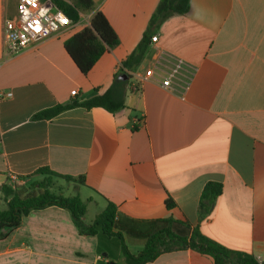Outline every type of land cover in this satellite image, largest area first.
Returning <instances> with one entry per match:
<instances>
[{
	"label": "crops",
	"instance_id": "crops-1",
	"mask_svg": "<svg viewBox=\"0 0 264 264\" xmlns=\"http://www.w3.org/2000/svg\"><path fill=\"white\" fill-rule=\"evenodd\" d=\"M93 1L70 28L20 52H8L1 34L0 187L26 183L44 167L84 176L85 184L72 181L70 196L87 202L86 223L113 202L120 219L187 221L224 246L264 260V0H190L187 13L160 26L151 20L161 0ZM97 11L120 43L84 74L65 42L90 26ZM150 29L158 42L151 40L142 62L125 69V108L73 107L34 118L104 93ZM160 48L195 68L189 87L167 89L155 78L133 90ZM212 181L224 192L200 220L201 194ZM168 198L175 207L167 206ZM129 237L138 240L129 249L140 252L146 239L125 233L126 243ZM100 256L98 238L80 234L70 211L56 205L31 211L0 239V264H101ZM147 264L215 263L210 255L180 249Z\"/></svg>",
	"mask_w": 264,
	"mask_h": 264
},
{
	"label": "trees",
	"instance_id": "trees-1",
	"mask_svg": "<svg viewBox=\"0 0 264 264\" xmlns=\"http://www.w3.org/2000/svg\"><path fill=\"white\" fill-rule=\"evenodd\" d=\"M64 12L77 22L80 13L94 8L93 0H56ZM190 9V0H161L151 20L152 26H160L174 14H185ZM152 29L145 32L136 49L122 62V68L114 77L112 85L104 92L97 93L87 99H75L67 105H56L39 111L35 119H50L60 113L73 108L103 107L115 113L126 107L125 98L128 79H121V75H130L125 69H134L138 66L150 49ZM120 43L118 34L102 11L94 13L91 25L71 36L65 42V47L79 69L87 74L107 51ZM35 174L63 178L67 181H76L85 184V177L58 173L48 167L40 168ZM38 186L24 189L18 183H6L0 187L6 206L0 208V239L6 238L12 230L17 228L22 219L33 210H40L49 206H59L70 211L72 218L80 232L85 236L98 238V252L107 253L101 264H111L112 261L124 257L125 264H147L156 260L162 253L191 249L213 257L215 264H264L248 252L234 250L224 246L216 240L203 234L199 227H193L187 221L173 218H157L151 220L120 219L118 208L113 202L100 212L91 223L84 218L87 212V202L79 195L65 196L51 189V183L37 182ZM224 185L219 182H208L201 194L199 215L205 219L212 211L216 200L223 194ZM169 208L176 206L175 201L168 198ZM128 221V222H127ZM125 233L137 238L146 239L145 245L138 253H133L125 239Z\"/></svg>",
	"mask_w": 264,
	"mask_h": 264
},
{
	"label": "built area",
	"instance_id": "built-area-1",
	"mask_svg": "<svg viewBox=\"0 0 264 264\" xmlns=\"http://www.w3.org/2000/svg\"><path fill=\"white\" fill-rule=\"evenodd\" d=\"M73 24L56 0H17L16 14L7 18L4 24V45L8 52L17 53L61 33ZM158 38L154 35L151 40L155 43ZM194 69L183 57L160 48L156 50L153 65L146 70L144 78L132 83V88L141 91L143 80L156 78L164 88L178 90L182 86L187 89ZM77 94V89L72 90L73 96ZM257 260L263 262L261 257Z\"/></svg>",
	"mask_w": 264,
	"mask_h": 264
},
{
	"label": "rangeland",
	"instance_id": "rangeland-1",
	"mask_svg": "<svg viewBox=\"0 0 264 264\" xmlns=\"http://www.w3.org/2000/svg\"><path fill=\"white\" fill-rule=\"evenodd\" d=\"M65 2L71 3L72 0H64ZM16 6L17 0H0V36L3 34L4 31V24L7 18L12 17L16 14ZM37 182H44V183H51V189L57 193H62L65 196H70L71 194H75L73 188V182L67 181L63 178L59 177H52L51 181L47 180V176L43 174H37L34 177H31L26 183L21 184L20 186L24 189H32L36 188L35 183ZM1 205H6L4 197L0 198ZM94 207V206H93ZM92 210V208H91ZM138 240H136L137 242ZM135 242L134 238L129 237L127 240V244L129 245L132 250H135V246L138 244ZM124 258V257H123ZM115 264H125V261L121 258L115 260Z\"/></svg>",
	"mask_w": 264,
	"mask_h": 264
},
{
	"label": "water",
	"instance_id": "water-1",
	"mask_svg": "<svg viewBox=\"0 0 264 264\" xmlns=\"http://www.w3.org/2000/svg\"><path fill=\"white\" fill-rule=\"evenodd\" d=\"M120 78H121V79H127V76H126V75H121ZM103 256H104V257H107V253H104ZM111 264H115V262L112 261Z\"/></svg>",
	"mask_w": 264,
	"mask_h": 264
}]
</instances>
